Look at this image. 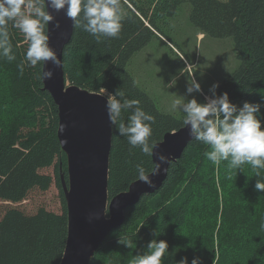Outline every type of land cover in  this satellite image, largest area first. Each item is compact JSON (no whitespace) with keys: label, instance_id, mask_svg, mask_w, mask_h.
Instances as JSON below:
<instances>
[{"label":"trees","instance_id":"16d2710c","mask_svg":"<svg viewBox=\"0 0 264 264\" xmlns=\"http://www.w3.org/2000/svg\"><path fill=\"white\" fill-rule=\"evenodd\" d=\"M183 5L190 6V19L199 33L234 40L239 66L220 83L217 94L227 91L238 106L245 101L260 103L264 120V0H122L125 19L118 38L97 43L74 28L63 51L67 81L100 93L122 88L128 98L139 99L155 117L151 127L156 142L179 129L182 116L159 108L131 71V60L155 37L175 44L165 27ZM8 31L16 59L0 58V82L12 96L5 103L0 127V201L10 202L0 206V264H61L69 231L62 185V174L68 179V159L58 138V106L43 89L40 67L24 61L23 34L11 24ZM22 61L25 69L20 72L17 65ZM204 95L211 93L203 90V102ZM36 105L53 109L50 126L42 119L33 127ZM25 122L28 130H23ZM206 147L195 139L190 143L183 156L171 163L160 190L125 211L123 225L110 232L90 264H129L153 239L168 241L164 264H180L185 258L191 264L194 256H200L203 264H231L241 254L246 257L244 264H264V191L255 190L259 178L247 164L231 172L227 161L214 165L204 156ZM142 160L146 168L154 163L139 149L130 151L113 126L109 198L137 180L135 165ZM195 163L187 189L174 199ZM52 166L55 175L42 172ZM54 182L61 194L60 213L44 207L28 213L16 205L34 189L47 191ZM120 239H130L133 247L119 243Z\"/></svg>","mask_w":264,"mask_h":264},{"label":"clouds","instance_id":"9594fccd","mask_svg":"<svg viewBox=\"0 0 264 264\" xmlns=\"http://www.w3.org/2000/svg\"><path fill=\"white\" fill-rule=\"evenodd\" d=\"M64 11L76 29L87 32L102 43L109 38H118L125 19L122 0H0V58L9 62L16 59L9 41L8 26L23 34L27 43L24 61L27 65L40 67L42 79H52L54 71L45 70L46 64L63 67L61 58L49 43L47 27L54 20L49 11ZM56 28H60L56 21ZM20 72L25 69L22 61L17 65ZM135 84V81H133ZM177 78L173 77L168 84L173 87ZM219 82L210 86V96L205 102H199L195 96L187 99L186 95H178L172 99L169 111L182 113V126L189 129V135L207 146L204 156L214 165L227 161L229 172L243 169L250 165L258 177L255 190L264 191V120L260 118V103L245 101L242 106L233 103L227 91L217 94ZM203 93L201 83L192 77L188 80L187 94ZM108 120L116 132L127 140L130 151L139 149L142 156L155 162L146 168L145 162L135 165V176L149 187H155L153 176L161 172L167 173L171 158L164 153H155L157 142L152 138L155 117L142 106L139 99L128 98L122 88L107 95L105 105ZM125 114H127L125 119ZM167 165V167H165ZM106 216L107 213H104ZM99 218V213H93ZM119 243L132 248L133 242L120 239ZM146 251L134 255L129 264H164L165 255L169 253L166 240L153 239L147 244ZM180 264H189L185 258ZM191 264H203L200 256H194Z\"/></svg>","mask_w":264,"mask_h":264},{"label":"water","instance_id":"95a60500","mask_svg":"<svg viewBox=\"0 0 264 264\" xmlns=\"http://www.w3.org/2000/svg\"><path fill=\"white\" fill-rule=\"evenodd\" d=\"M49 11L54 15L47 30L49 43L63 64V51L74 31L73 22L63 10L57 13L49 8ZM56 21H59L60 28L55 27ZM47 69H52L54 76L52 79H42L43 89L50 92L58 106V138L68 159V181L63 174L62 184L67 202L69 231L61 264H90L96 250L110 232L123 225L125 211L139 203L145 195L160 190L168 172L152 177L155 187H149L137 179L128 190L109 198L113 125L108 120L105 107L107 94L69 84L64 65L56 68L49 61L45 66ZM193 140L189 129L182 126L167 132L157 142L154 152L164 153L173 162L183 156ZM155 158L154 155V162ZM93 213H99V218H93Z\"/></svg>","mask_w":264,"mask_h":264},{"label":"rangeland","instance_id":"374dc122","mask_svg":"<svg viewBox=\"0 0 264 264\" xmlns=\"http://www.w3.org/2000/svg\"><path fill=\"white\" fill-rule=\"evenodd\" d=\"M189 9V5H183L177 16L171 18L165 27L175 44L165 37L161 39L155 37L131 60V71L134 72L139 84L155 99L162 111L173 113L177 117L182 116V113L169 111V108L172 99L178 95H186L187 99L195 96L199 102H203V93H186L189 79L194 77L201 83L203 90H209L214 83L219 82L220 85L239 66L233 38L199 33V29L190 19ZM173 77L177 78V83L169 87L168 84ZM68 83L70 84L69 81ZM104 92L109 94L108 91ZM10 98L12 96L4 88V83L0 82V127L3 124L1 121L6 108L5 103L10 102ZM34 110L37 119L33 122V127L39 126L42 119L47 126L52 124L55 115L51 107L46 110L45 107L36 105ZM23 126V130L31 128L26 122ZM195 167L197 163L193 167L189 166L185 183L174 199H178V196L187 189L189 176L193 174ZM42 172L55 175V166L43 169ZM61 201L60 189L54 182L47 191L34 189L25 201L16 205L28 213H35L41 207L60 213ZM5 203L10 202L0 201V206L6 205ZM245 260V254H241L234 258L231 264H244Z\"/></svg>","mask_w":264,"mask_h":264},{"label":"crops","instance_id":"0c3cea01","mask_svg":"<svg viewBox=\"0 0 264 264\" xmlns=\"http://www.w3.org/2000/svg\"><path fill=\"white\" fill-rule=\"evenodd\" d=\"M202 34H200V36H201Z\"/></svg>","mask_w":264,"mask_h":264}]
</instances>
